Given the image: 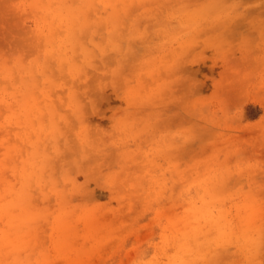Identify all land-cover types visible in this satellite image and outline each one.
I'll use <instances>...</instances> for the list:
<instances>
[{
	"label": "rangeland",
	"instance_id": "rangeland-1",
	"mask_svg": "<svg viewBox=\"0 0 264 264\" xmlns=\"http://www.w3.org/2000/svg\"><path fill=\"white\" fill-rule=\"evenodd\" d=\"M0 264H264V0H0Z\"/></svg>",
	"mask_w": 264,
	"mask_h": 264
},
{
	"label": "bare ground",
	"instance_id": "bare-ground-1",
	"mask_svg": "<svg viewBox=\"0 0 264 264\" xmlns=\"http://www.w3.org/2000/svg\"><path fill=\"white\" fill-rule=\"evenodd\" d=\"M130 10V9H129ZM123 17V16H122ZM129 18V17H128ZM134 19V18H133ZM140 22V21H139ZM138 26H139V24H138ZM146 28H147V26H146ZM149 29H150V26H149ZM150 31H151V29H150Z\"/></svg>",
	"mask_w": 264,
	"mask_h": 264
}]
</instances>
